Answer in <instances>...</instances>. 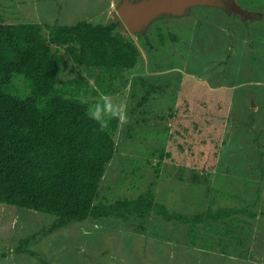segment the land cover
<instances>
[{"label":"rangeland","instance_id":"1","mask_svg":"<svg viewBox=\"0 0 264 264\" xmlns=\"http://www.w3.org/2000/svg\"><path fill=\"white\" fill-rule=\"evenodd\" d=\"M120 2L0 0L6 22L119 21L139 49L107 93L127 101L129 123L114 133L96 201L151 188L169 213L247 206L256 216L182 223L154 203L146 217L69 221L0 200V264H264V0H235L250 16L197 5L139 32L121 20ZM54 47L59 80L85 77L81 96L98 100L96 71Z\"/></svg>","mask_w":264,"mask_h":264},{"label":"trees","instance_id":"2","mask_svg":"<svg viewBox=\"0 0 264 264\" xmlns=\"http://www.w3.org/2000/svg\"><path fill=\"white\" fill-rule=\"evenodd\" d=\"M118 25L116 20L61 24L0 19V200L69 221L134 213L146 217L154 203L165 219L182 223L196 224L204 216L214 221L234 214L255 217L247 206L169 213L155 202L151 188L111 203L96 201L116 150L117 121L100 131L85 115L97 101L81 96L89 90L88 79L61 82L63 55L53 44L64 47L66 57L87 71H96L92 92L107 94L120 73L139 60L137 45Z\"/></svg>","mask_w":264,"mask_h":264},{"label":"water","instance_id":"3","mask_svg":"<svg viewBox=\"0 0 264 264\" xmlns=\"http://www.w3.org/2000/svg\"><path fill=\"white\" fill-rule=\"evenodd\" d=\"M232 10L242 16L251 15L231 0ZM197 5L226 6L224 0H121L118 14L124 24L133 32L143 30L153 19L161 15H181ZM253 16V15H252Z\"/></svg>","mask_w":264,"mask_h":264},{"label":"clouds","instance_id":"4","mask_svg":"<svg viewBox=\"0 0 264 264\" xmlns=\"http://www.w3.org/2000/svg\"><path fill=\"white\" fill-rule=\"evenodd\" d=\"M85 115L99 126L100 131H106L111 120H116L121 129L129 123L127 101L114 102L105 93H100L99 99L86 108Z\"/></svg>","mask_w":264,"mask_h":264},{"label":"flooded vegetation","instance_id":"5","mask_svg":"<svg viewBox=\"0 0 264 264\" xmlns=\"http://www.w3.org/2000/svg\"><path fill=\"white\" fill-rule=\"evenodd\" d=\"M224 2L226 3V6H222V8L226 9V10H232V3L231 0H224ZM235 2V0H234ZM238 4V3H237ZM249 15V14H248ZM250 16V15H249Z\"/></svg>","mask_w":264,"mask_h":264},{"label":"crops","instance_id":"6","mask_svg":"<svg viewBox=\"0 0 264 264\" xmlns=\"http://www.w3.org/2000/svg\"><path fill=\"white\" fill-rule=\"evenodd\" d=\"M255 15V14H254Z\"/></svg>","mask_w":264,"mask_h":264}]
</instances>
